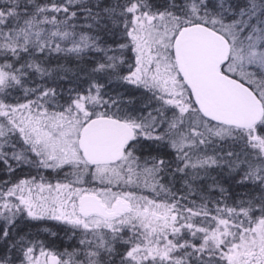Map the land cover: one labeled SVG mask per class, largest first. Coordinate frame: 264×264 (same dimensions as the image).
I'll return each instance as SVG.
<instances>
[{
  "label": "snow or ice",
  "instance_id": "obj_1",
  "mask_svg": "<svg viewBox=\"0 0 264 264\" xmlns=\"http://www.w3.org/2000/svg\"><path fill=\"white\" fill-rule=\"evenodd\" d=\"M0 264H264V0H0Z\"/></svg>",
  "mask_w": 264,
  "mask_h": 264
},
{
  "label": "trees",
  "instance_id": "obj_2",
  "mask_svg": "<svg viewBox=\"0 0 264 264\" xmlns=\"http://www.w3.org/2000/svg\"><path fill=\"white\" fill-rule=\"evenodd\" d=\"M55 63V61H53ZM69 64L74 68L75 67V62L74 61H69ZM69 85L67 83L62 84V87L67 88ZM130 91L137 96L138 98L140 97V92H137L135 89H131ZM27 169H24L20 172L17 173L18 176H22L27 173ZM35 174V173H33ZM45 176H47L52 182H55V177L56 173L51 171V170H45L43 172ZM62 176L63 173H60ZM66 228L67 226L58 223L56 221H41V222H34L33 225L31 226V231L33 232H39L40 235L37 237L38 239H43L46 241H49L50 244L57 249L60 250V248H65L71 243L69 241L68 235H66Z\"/></svg>",
  "mask_w": 264,
  "mask_h": 264
},
{
  "label": "flooded vegetation",
  "instance_id": "obj_3",
  "mask_svg": "<svg viewBox=\"0 0 264 264\" xmlns=\"http://www.w3.org/2000/svg\"><path fill=\"white\" fill-rule=\"evenodd\" d=\"M142 91H143V90H137V92H140V93H139L140 95L142 94ZM60 250L62 251L61 248H60Z\"/></svg>",
  "mask_w": 264,
  "mask_h": 264
},
{
  "label": "rangeland",
  "instance_id": "obj_4",
  "mask_svg": "<svg viewBox=\"0 0 264 264\" xmlns=\"http://www.w3.org/2000/svg\"><path fill=\"white\" fill-rule=\"evenodd\" d=\"M140 97H141V95H140ZM62 250H63V248H61Z\"/></svg>",
  "mask_w": 264,
  "mask_h": 264
}]
</instances>
